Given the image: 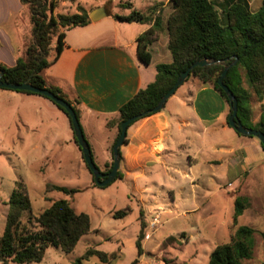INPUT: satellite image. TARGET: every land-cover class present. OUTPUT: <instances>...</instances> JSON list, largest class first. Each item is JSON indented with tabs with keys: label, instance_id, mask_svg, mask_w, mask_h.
<instances>
[{
	"label": "rangeland",
	"instance_id": "obj_1",
	"mask_svg": "<svg viewBox=\"0 0 264 264\" xmlns=\"http://www.w3.org/2000/svg\"><path fill=\"white\" fill-rule=\"evenodd\" d=\"M57 1L55 17L76 14L79 7L88 13L105 8L109 16L129 15L132 10H154L156 16L161 11L163 14L158 21L166 33V18L173 11L171 1L165 6L167 0ZM3 2L0 0L2 14L7 13L9 7L13 9L17 6L15 0H6L8 8L5 10L1 8ZM213 2L222 13L224 6ZM11 20L9 32L22 33L23 42L18 58H26L27 48L35 40L29 9L24 7L22 13ZM55 45L56 39L51 47ZM37 54L42 55L43 52ZM53 55L54 51L49 56L50 60ZM241 74L244 87L251 93L252 113L248 125L253 129L264 110V96L261 100L256 95L245 69L241 70ZM192 81V78L186 81L178 88L177 94H182ZM66 97L80 115L78 100ZM55 108L61 112L64 124L57 122L54 114L48 113L44 119L50 125H66L63 138L67 144H54V132L58 130L53 131L42 125L40 115L26 118L29 120L27 126L18 122V125L5 131L0 130V236L6 225L9 212L7 203L15 183L22 182L31 200L32 217H38L56 201L66 200L77 213L87 214L91 221V232L79 241L72 253L49 248L40 264H74L89 248L108 254L117 253L119 258L111 264H132L136 260L138 264H208L215 248L229 243L241 226L255 231L252 257L242 263L264 264V152L262 147L258 149L260 159L254 157L248 164L244 163L241 154H230L243 144H260L257 138L241 137L232 128L227 132L217 130L212 135H202L198 131L191 139L198 148L204 149L198 153V162L191 171L195 180L190 176L184 178L181 173H189V159L182 152L168 159L169 173L165 166L156 165L135 183L132 178H117L108 186L100 187L87 167L80 147L74 143L75 135L69 116L57 106ZM110 119L116 127L114 144L119 119ZM8 123L9 114L0 125L7 126ZM94 133L95 138L87 142L96 167L106 173L109 168H103V161L107 157L105 139L108 131L99 124ZM202 144H206L205 147ZM112 146L110 152L113 157ZM210 147L213 149L210 150ZM207 160L220 161L209 165L205 163ZM194 181L196 183L193 185ZM47 185L74 192L47 191ZM240 199L245 210L235 221L236 202ZM124 210L128 211L126 216L114 217ZM28 218V214H24L22 220L25 225H28ZM157 219L159 222L152 227ZM141 233L145 238L142 242L143 255L139 256L136 242ZM85 264H99V260L93 258Z\"/></svg>",
	"mask_w": 264,
	"mask_h": 264
},
{
	"label": "trees",
	"instance_id": "obj_2",
	"mask_svg": "<svg viewBox=\"0 0 264 264\" xmlns=\"http://www.w3.org/2000/svg\"><path fill=\"white\" fill-rule=\"evenodd\" d=\"M170 1L173 11L168 18L166 31L169 36L168 49L173 61L170 64L158 65L156 80L120 109L119 121L116 124L118 136L112 147L119 137L121 123L134 116H141L140 120H142L154 115L155 113H150V110L154 109L173 88L179 76L198 61L208 60L213 64L194 68L186 81L195 78L204 84H211L231 109L228 97L219 87L218 80L225 68L238 58V64L229 70L224 83L237 98L238 117L246 127L250 128L248 123L251 122V93L244 87L242 69H245L248 82L256 95L263 99L264 2L262 7L253 13L246 0H234L223 8L222 13H219L213 0ZM21 3L30 11L35 40L27 48V57L18 58L15 67L10 68L0 64L3 81L30 83L51 90L74 108L80 120L79 111L61 89L48 85L43 72L59 59L65 47L66 31L91 23L89 13L79 7L76 14L55 17L57 0H21ZM155 13L154 10L148 12L132 10L127 16L113 15V17L125 23L150 24ZM162 32L159 21H156L151 29L138 38L137 56L144 65H150L151 54L148 52V47L158 40ZM55 39L56 45L53 48L51 46ZM40 51L43 52L42 55L37 54ZM52 51L54 55L50 60ZM21 93L33 94L24 91ZM56 106L67 114L63 108ZM108 127H115V123L109 122ZM253 129L264 133V110ZM75 143L77 144L76 138ZM127 143L126 139L124 144ZM261 147L264 152L262 144ZM107 167L109 169L105 174L112 170L113 163ZM117 178H123L121 171ZM47 191L67 194L74 192L55 185H47ZM7 204L9 212L3 234L0 236V262L3 264H40L49 248L61 249L64 253L70 254L79 241L91 232L89 216L85 213H77L66 200L56 201L38 217H32L31 200L26 185L22 182L15 183V189ZM244 210L245 205L242 200H237L235 221ZM26 213L29 216L28 225L22 220ZM127 213L126 210L120 211L114 217L122 218ZM254 236L253 229L246 226L239 227L229 243L215 248L208 264H243L244 260L252 257ZM144 238V234L141 233L136 242L139 256L143 255ZM93 258H97L99 264H111L119 258V255L89 248L74 264H85ZM132 264H138V261Z\"/></svg>",
	"mask_w": 264,
	"mask_h": 264
},
{
	"label": "crops",
	"instance_id": "obj_3",
	"mask_svg": "<svg viewBox=\"0 0 264 264\" xmlns=\"http://www.w3.org/2000/svg\"><path fill=\"white\" fill-rule=\"evenodd\" d=\"M2 1L4 2L1 8L6 10V0ZM15 1L16 8L9 7L5 14L0 12V64L10 68L16 66L23 42L22 33L9 32L11 19L19 16L24 8L21 0ZM213 1L226 7L234 0ZM169 2L170 0L166 1V7ZM246 2L250 10L256 13L264 0ZM162 14L160 11L150 24L120 22L115 20L113 15L107 14L98 22L68 30L65 33V47L59 59L43 72L49 86L59 88L66 96L79 100L80 123L88 142L95 138L97 125H103L108 131L105 139L107 157L103 161L105 169L113 160L110 148L116 137V127H108L111 121L109 118H118L120 109L156 80L158 65L170 64L173 61L166 32L149 46L150 65H143L137 56L138 38L151 29ZM192 79L182 94L178 95L176 92L168 100L162 111L134 123L128 129V143L121 148L122 179L132 178L135 183L156 165L165 166L169 173L168 159L184 152L189 159V173H181L184 178L190 176L195 180L191 171L198 162V153L204 148L195 145L191 139L192 135H197L198 131L202 135H212L217 130L227 132L231 129L228 124V103L211 84ZM55 107L51 100L43 96L0 88V124L5 122L8 114L10 120L9 125H0V130L5 131L18 125V122L27 126L29 120L26 118L40 115L42 125L53 131L60 130L54 132V144H67L63 138L66 125H50L44 119L50 113L55 115L57 122L64 124L61 112ZM260 148L261 143L250 142L248 146L243 144L230 154H241L244 163L248 164L254 157L260 159ZM212 149L213 147H210V150ZM219 161L207 160L205 163L210 165ZM195 183L194 181L192 184Z\"/></svg>",
	"mask_w": 264,
	"mask_h": 264
},
{
	"label": "water",
	"instance_id": "obj_4",
	"mask_svg": "<svg viewBox=\"0 0 264 264\" xmlns=\"http://www.w3.org/2000/svg\"><path fill=\"white\" fill-rule=\"evenodd\" d=\"M106 16H107V12L105 8L96 9L89 14V18L91 22H98L102 20L103 18H105ZM210 64H213V63L209 62L208 60L198 61L195 64H193L187 71H185L179 76L173 88L161 99L160 103L154 109L150 110V113H158L165 108L168 100L172 96H174L178 88H180L186 82V80L191 75V71L194 68L205 67ZM237 64H238V58H236L235 61L231 65L225 68L221 77L218 80L219 87L225 92L230 102V105H231V113L228 118V124L232 129H234L241 136L257 138L264 148V133L258 129L248 128L245 125H243V123L238 117V100L233 94V92L229 89V87L225 85L224 83V79L226 78L229 70L232 67H235ZM0 88L5 89V90L16 91V92H22V91L31 92L33 94L48 98L56 105L63 108L67 112L71 120V124H72V128L74 131L77 144L82 151L83 158H84V161L87 167L89 168L90 172L94 176V180L96 184L100 187H105L117 179L118 173L121 167V148L124 145V142L127 138L128 129L135 122L140 120L141 116H134L121 123L120 134L113 147V167L109 173L105 174L96 167L93 161V158H92V152H91L90 145L87 142V139L85 138L83 129L81 127L80 120L77 117V114L75 110L73 109V107L66 100L60 98L58 95L54 94L49 89L39 88L30 83L20 84V83L5 82L3 81V72L1 71H0Z\"/></svg>",
	"mask_w": 264,
	"mask_h": 264
},
{
	"label": "built area",
	"instance_id": "obj_5",
	"mask_svg": "<svg viewBox=\"0 0 264 264\" xmlns=\"http://www.w3.org/2000/svg\"><path fill=\"white\" fill-rule=\"evenodd\" d=\"M159 222V220L157 219V221L152 223V227H155V225Z\"/></svg>",
	"mask_w": 264,
	"mask_h": 264
}]
</instances>
